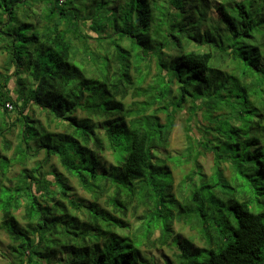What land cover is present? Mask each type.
Listing matches in <instances>:
<instances>
[{"label": "trees", "instance_id": "trees-1", "mask_svg": "<svg viewBox=\"0 0 264 264\" xmlns=\"http://www.w3.org/2000/svg\"><path fill=\"white\" fill-rule=\"evenodd\" d=\"M0 56L6 264H158L157 230L178 250L162 264H264V0H0ZM183 216L204 247L175 235Z\"/></svg>", "mask_w": 264, "mask_h": 264}, {"label": "rangeland", "instance_id": "rangeland-1", "mask_svg": "<svg viewBox=\"0 0 264 264\" xmlns=\"http://www.w3.org/2000/svg\"><path fill=\"white\" fill-rule=\"evenodd\" d=\"M5 60H6V56H0V73L4 72L3 68L5 66L4 65ZM129 101H130V99H129ZM32 116L34 117L35 120H38L43 124L48 123L47 122L48 117L44 113H41L40 110H38V109H33ZM187 119H188L187 110H184L183 112L179 113L176 117L174 131L172 132V135L170 138V145H169L168 150H167V154L170 157H178V156L182 155L188 146V142H187ZM198 120H199L200 125H197V123H195L191 126L192 132H195L196 134H197V131H199L200 128H202L203 125L205 124L202 117H198ZM57 124L58 123H54V124L50 125L49 128L53 131H60V129H58ZM206 124H207V122H206ZM17 136H18V128H15L13 134L8 136V139L11 141L13 148H15V146L19 142V139L17 138ZM1 148H2V145L0 144V149ZM12 154H13V150L11 152L7 153V155L9 157H11ZM43 159H44V153L42 152L35 160L42 161ZM35 160H33L31 162H34ZM105 161L106 162L112 161L110 153L106 154ZM199 162L202 165L206 174L210 175L212 173L213 167H214L213 155L212 154H206L205 156H201L199 158ZM51 164H52V168H55V170H57V172H61V173L64 172L63 168L60 166V164L56 158L52 159ZM170 167H171L172 172H173V180H174L173 181L174 182L173 183V191H174L173 194L175 195V197L177 198L178 201H181V203H183L184 201H182L183 199L180 197L179 194H183V187L186 185L184 177L186 174H188L190 172V170L192 169L193 166H192V164L187 163V164H184V165L179 166V167H176L174 164H171ZM20 170H21L20 166L16 165L13 169L10 170L8 177L9 178L17 177L20 173ZM51 170L53 171L54 169H50V168L46 169L47 172H49ZM70 179H71L74 194L80 199L89 200L90 196L88 194H86L81 189V187L78 185L77 181L72 179V178H70ZM251 206L255 211H259L263 207V206L258 205L256 202L254 204H252ZM141 213L142 212L140 210L139 214L141 215ZM20 214L21 213L18 212L17 216L19 217V220L21 221V225H24V222L22 221V217L20 216ZM177 214H178V212H175V215H177ZM127 219L131 223H134V225H136V226H138L140 224V222H138L134 217L130 218V216H128ZM156 227L157 226L155 225V228ZM172 229H173L175 235H179L182 238L191 239L194 242V244L200 248L204 247L203 242L201 240H199V234L196 231L191 229V223H190L189 219H187L185 216H183L179 219L175 217V219H173ZM152 238H153L152 239L153 241H156L155 244L157 247L154 250L151 249V251H149L148 256H150V257H151V255L156 256L155 262L158 264L164 263L165 260L171 261L174 258L175 254L178 252L176 246H174V244L172 243L171 238L169 241H167V244L162 243L163 242V236H162V233L160 230H157L155 232L154 236H152ZM8 244H9L8 237L3 232H0V252H2L4 255L6 254V250H7L6 248H7ZM4 255H2L0 253V264H6L7 263L5 260L6 257H4Z\"/></svg>", "mask_w": 264, "mask_h": 264}, {"label": "built area", "instance_id": "built-area-1", "mask_svg": "<svg viewBox=\"0 0 264 264\" xmlns=\"http://www.w3.org/2000/svg\"><path fill=\"white\" fill-rule=\"evenodd\" d=\"M7 107L11 110L12 109V107L11 106H9V105H7Z\"/></svg>", "mask_w": 264, "mask_h": 264}]
</instances>
